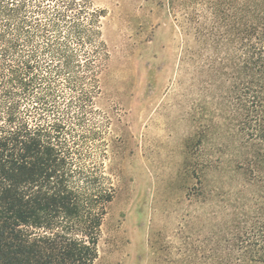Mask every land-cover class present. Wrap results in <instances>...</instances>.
<instances>
[{"label":"trees","instance_id":"1","mask_svg":"<svg viewBox=\"0 0 264 264\" xmlns=\"http://www.w3.org/2000/svg\"><path fill=\"white\" fill-rule=\"evenodd\" d=\"M233 11L218 110L237 127L236 171L264 198V0H233ZM106 17L91 0H0V264L99 258L119 141L117 105L101 106L112 78ZM201 155L199 179L212 162ZM262 219L238 237V264H264Z\"/></svg>","mask_w":264,"mask_h":264},{"label":"rangeland","instance_id":"2","mask_svg":"<svg viewBox=\"0 0 264 264\" xmlns=\"http://www.w3.org/2000/svg\"><path fill=\"white\" fill-rule=\"evenodd\" d=\"M91 1L107 11L112 78L101 106L117 105L119 140L95 264H238V237L263 220L264 198L236 171L237 127L218 110L233 0ZM199 154L212 160L201 179Z\"/></svg>","mask_w":264,"mask_h":264}]
</instances>
